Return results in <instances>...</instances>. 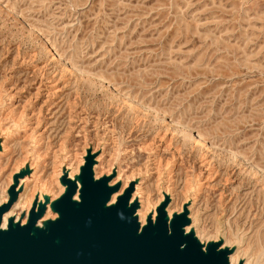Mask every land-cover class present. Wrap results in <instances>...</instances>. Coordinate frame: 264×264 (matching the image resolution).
<instances>
[{
	"label": "rangeland",
	"instance_id": "374dc122",
	"mask_svg": "<svg viewBox=\"0 0 264 264\" xmlns=\"http://www.w3.org/2000/svg\"><path fill=\"white\" fill-rule=\"evenodd\" d=\"M0 114L7 194L37 160L54 201L91 152L155 210L160 183L173 215L195 197L203 249L264 264V0H0Z\"/></svg>",
	"mask_w": 264,
	"mask_h": 264
},
{
	"label": "water",
	"instance_id": "95a60500",
	"mask_svg": "<svg viewBox=\"0 0 264 264\" xmlns=\"http://www.w3.org/2000/svg\"><path fill=\"white\" fill-rule=\"evenodd\" d=\"M84 160L77 176L79 189L76 180L66 174L60 177L65 191L51 203L58 217L35 226L45 210L43 203L35 210V201L25 224L10 219L7 228L0 229V264H228L230 250H218L219 242L202 251L191 232L184 235L189 223L186 210L174 214L167 224L162 210L167 197L156 207L155 220L148 216L141 227L134 215L137 201L129 204L133 181L107 205L120 183L109 185L110 176L94 179L93 155L88 152ZM22 174L13 175L9 199L0 205V223L17 199ZM77 189L79 201L73 199Z\"/></svg>",
	"mask_w": 264,
	"mask_h": 264
},
{
	"label": "bare ground",
	"instance_id": "6f19581e",
	"mask_svg": "<svg viewBox=\"0 0 264 264\" xmlns=\"http://www.w3.org/2000/svg\"><path fill=\"white\" fill-rule=\"evenodd\" d=\"M0 119H1V114H0ZM2 119H4L3 118V116H2ZM0 121H2V120H0ZM4 121V120H3ZM10 126H12V125H10ZM24 126V125H23ZM27 126V125H26ZM25 126V127H26ZM4 127H5V125H4ZM28 127V126H27ZM6 128V127H5ZM8 128V127H7ZM1 129H2V131H4L3 130V128H2V125H1ZM27 129V128H26ZM6 130V129H5ZM7 131V130H6ZM3 133V132H2ZM25 133V132H24ZM25 136V135H24ZM198 138H201L200 137V135H198L197 136ZM32 138H34V137H32ZM107 141V140H106ZM12 142V141H11ZM39 143V142H38ZM5 145V144H4ZM37 145V144H36ZM5 147V146H4ZM3 148V147H2ZM8 148V147H7ZM6 148V149H7ZM5 149V148H4ZM34 150V149H33ZM2 153V152H1ZM33 153V152H32ZM27 154V153H26ZM90 154H91V152H90ZM28 155H29V153H28ZM65 155V154H64ZM65 157H69V155L67 154ZM64 157V158H65ZM32 158V157H31ZM34 158H36V157H34ZM27 159V158H26ZM36 160V159H35ZM40 160V159H39ZM103 159H102V157H101V155L100 156H97L96 158H95V161H96V164H95V166L94 167H92V171H94V179H97L98 177L96 176V174H95V169L96 168H98L99 167V165H100V162L102 161ZM35 162V161H34ZM42 162H40V161H37L36 160V162L35 163H31L29 166H30V168L32 169L31 170V172L29 173V175L28 176H24L23 178H18L19 180H18V183H17V186H16V190L17 191H19L21 188H23V190L21 191V192H19L18 194H17V200L16 201H14L13 203H12V206L10 207V209L8 210V211H6V212H4L2 215V220H1V223H0V229H6L7 228V225H8V223H9V221H10V219H12L13 220V218H14V221H13V223H15V222H17V221H19L20 222V224H25L26 223V221H27V219H28V216H29V214H28V211H29V207H31L32 206V204H33V202H35L36 203V206H35V210H37L36 208H37V206L39 205V204H41V203H43V204H45L46 205V209H45V212L43 213V215L40 217V219H38L37 221H36V224H35V226H37V227H43L44 225H45V223H46V221H48V219H55L56 217H58V215L56 214V212H51L50 211V206H51V203H52V200L54 199V198H56L57 196H56V194L55 193H52V195H50L49 193H50V191H48V188H47V186H45V185H43V180L41 181V184L39 185L38 184V182L41 180V177L40 176H38L37 175V172H38V169H39V166H40V164H41ZM59 164H62V161H59ZM103 164V163H102ZM94 165V164H93ZM77 166V165H76ZM80 166V165H79ZM81 167V166H80ZM94 168V169H93ZM19 168H17L15 171H17ZM67 176L69 177V178H71V179H76L75 177H74V174H76V172H77V169H78V166L77 167H75V169L73 170V169H69V166H67ZM79 170V169H78ZM115 170V169H114ZM146 172H150V173H154V168L152 167H150V169H147V170H145ZM79 172V171H78ZM18 173V172H17ZM57 174H58V176L57 177H59V175H60V173H58L57 172ZM106 174H109V173H106ZM146 174V173H145ZM12 176V175H11ZM95 177H97V178H95ZM149 177V176H148ZM161 177V176H160ZM53 179H54V181H55V177L53 176L52 177ZM133 177H126L122 172H120L119 170H117V174H116V178L114 179V180H112V181H110V183H109V185H114V184H116V183H118L120 180H121V186H120V188L118 189V191L117 192H114V193H112L111 194V197H110V199H109V201L107 202V205H109V204H113L115 201H116V199H117V197L120 195V193L124 190V188L125 187H127V183H128V181H130L131 179H132ZM146 179V178H145ZM148 179V178H147ZM30 181H33L34 183H35V185H34V187L33 188H31V190H30V193H26V190L27 189H29L28 188V186H29V184H30ZM53 180H50V182H52ZM59 181V178H57V183H59L58 182ZM79 180H77V185H79V183L80 182H78ZM144 181V180H143ZM160 181V180H159ZM198 181V179H196V182ZM12 182V181H11ZM14 182V181H13ZM32 182V183H33ZM142 182V181H141ZM166 182V181H165ZM1 183V182H0ZM143 183V182H142ZM60 184V183H59ZM164 185V184H163ZM162 185V183H160V185L158 186V192H159V194H160V199L158 200V202L157 203H161L162 201H164V199H165V197H167L168 196V202H167V204H166V206L162 209L163 210V212H165V219H166V222H167V224H168V222L171 220V218H172V216H173V212L171 213V211L169 212V207H170V205L174 202L175 204H176V201H175V198H174V196L172 197V195L170 194V189L169 188H167L166 187V184H165V186H163ZM9 187V186H8ZM79 187H80V185H79ZM194 187H196L195 186V182L193 183V185H192V187H191V190L188 188V191H186V192H188V193H191V191H193V188ZM8 189V188H7ZM196 189H197V187H196ZM65 191V186H63V185H61L60 187H59V191H58V194H59V192L61 193H63ZM78 191V190H77ZM76 191V193L74 194V196H73V199L74 200H76V201H79V195H78V192ZM134 192L133 193H131L132 195H131V198H130V200H129V204L130 203H132V202H134V201H137V207H136V209H135V213H134V215L137 217V220H138V222H139V224H140V227L141 226H143L144 224H146V220H147V218H148V216H151V219H152V221H154L155 220V215H157V211H155V208L153 207V206H151V203H150V201L148 200L147 201V199H145L142 195V193H141V191H142V185L140 184V182H136V184L134 185V190H133ZM61 193V194H62ZM49 194V195H48ZM198 194V193H197ZM47 195V196H46ZM191 196V195H190ZM193 198H195V197H191V198H189L188 197V199H187V201L185 200V202H183L184 204H182L181 205V208H180V212L182 213V211L183 210H186L187 211V213H188V217H187V220H189V222H190V227L192 228H194V223H195V216L194 215H192V209H190V205L189 206H186V203H189L190 201H192V199ZM8 201V194H7V192H6V189H4V187H1L0 186V205L2 204V203H5V202H7ZM194 201H195V199H194ZM2 202V203H1ZM159 204H157V205H159ZM191 204V203H190ZM155 205V204H154ZM177 205V204H176ZM180 206V205H179ZM20 209L21 211H24V214H25V218H23V219H20L19 218V216L17 215V212L15 211V209ZM176 214V213H175ZM177 214H179V213H177ZM189 226V225H188ZM187 226V227H188ZM198 228V227H197ZM191 229L190 228H183V233H184V235H186V234H188L189 232H191L190 231ZM195 230H197V229H195ZM197 232V231H196ZM194 234V233H193ZM198 234V233H197ZM222 234V233H221ZM194 236V235H193ZM223 236V235H222ZM200 237H201V235H200ZM196 238V237H195ZM205 239V238H204ZM241 239V238H240ZM197 240V239H196ZM226 240V241H225ZM222 241V240H221ZM241 241V240H240ZM244 241V240H243ZM197 242H198V240H197ZM223 242H224V244L227 246L228 245V243H229V240H227L226 238H224L223 239ZM239 242V241H238ZM232 243H233V241H232ZM243 243V242H242ZM230 245H232V244H230ZM204 247H205V245H204ZM221 247H222V245H221ZM231 248V247H230ZM222 249H224V248H222ZM205 250V248L203 249L202 248V251H204ZM218 250H220L219 248H218ZM230 250V249H229ZM233 250L234 251H231V253L230 254H228V256L226 257V262L228 263V264H241L240 263V261H238L239 259H240V256L241 255H239V257H238V254H237V249H234L233 248ZM245 251V250H244ZM243 251V252H244ZM246 253V252H245ZM243 254V253H242ZM247 255V254H246ZM253 255V254H252ZM245 256V255H244ZM254 257V256H253ZM242 261H243V264H255V262H253L250 258L248 259V258H246V259H242ZM255 261V260H254Z\"/></svg>",
	"mask_w": 264,
	"mask_h": 264
}]
</instances>
